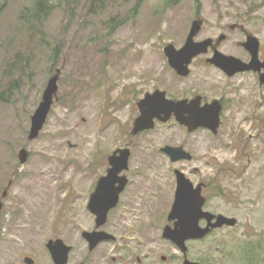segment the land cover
<instances>
[{"label": "rangeland", "instance_id": "obj_1", "mask_svg": "<svg viewBox=\"0 0 264 264\" xmlns=\"http://www.w3.org/2000/svg\"><path fill=\"white\" fill-rule=\"evenodd\" d=\"M36 1L0 0V264H19L23 253L51 264L47 244L56 237L72 246L69 264H183V252L163 236L173 226L177 170L195 186L205 183V210L238 219L189 240L188 258L264 264V68L229 76L207 63L210 49L181 76L165 53L168 44L182 48L200 18L196 41L224 34L220 52L249 63L243 43L252 34L264 61V0H53L46 19L31 23ZM54 75L53 106L30 139ZM157 89L175 100H220L218 132L189 131L173 115L133 135L138 102ZM167 145L193 158L174 162ZM119 148L131 151L123 172L130 183L98 229L89 202ZM94 230L114 239L90 250L83 232Z\"/></svg>", "mask_w": 264, "mask_h": 264}, {"label": "water", "instance_id": "obj_2", "mask_svg": "<svg viewBox=\"0 0 264 264\" xmlns=\"http://www.w3.org/2000/svg\"><path fill=\"white\" fill-rule=\"evenodd\" d=\"M203 23L200 18L192 22L191 30L182 48L178 49L173 44H168L165 48L170 65L179 75L188 76L193 59L201 54L208 53L210 49L213 50L214 55L206 60L207 63L221 67L229 76L249 70L260 72L264 68V61L259 59L260 42L257 37L248 34L247 40L243 43L252 54V61L246 63L234 56H228L220 52L219 44L225 39L224 34L216 41L213 38L196 41V36L201 31ZM58 79V75L50 78L43 99L32 116L30 139L37 138L46 123L58 91ZM260 79L264 83V73H261ZM138 106L141 113L134 121L131 132L133 135L152 129L155 127L156 120L166 122L173 115L181 124L186 125L189 131L204 127L217 133L223 110V104L220 100L216 99L203 104L201 95H196L192 99L175 100L168 98L167 92L160 89L153 93H146L138 102ZM163 151L169 154L174 162L193 158L192 153L187 151L184 146L167 145L163 148ZM130 155L131 151L128 148H119L109 156L110 168L108 174L101 177L96 190L92 194L88 207L96 215L98 229L106 224L110 211L119 204L121 194L126 188L128 180L122 173L129 167ZM27 157V150L22 149L20 152L21 162L24 163ZM176 174L178 188L172 210L168 216V220L174 222V224L173 226H165L163 236L171 240L184 252L185 260L183 264H202L187 257V242L203 239L215 229L224 226H235L238 219L205 210L207 200L203 194L205 183H199L195 186L184 172L177 170ZM2 206L0 201V226ZM202 220H206V225L201 224ZM83 236L88 240L90 250L95 249L106 240L114 239L112 234L104 230L84 231ZM48 247L53 252L56 264H66L68 262L72 246L62 239H57L51 240ZM27 261L32 263L31 260L27 259Z\"/></svg>", "mask_w": 264, "mask_h": 264}, {"label": "flooded vegetation", "instance_id": "obj_3", "mask_svg": "<svg viewBox=\"0 0 264 264\" xmlns=\"http://www.w3.org/2000/svg\"><path fill=\"white\" fill-rule=\"evenodd\" d=\"M108 170L109 169H107V171H105L106 173L105 174H102V175H99L98 174V178L96 177V179H95V182H96V188H97V186H98V182L100 181V179H101V177L102 176H105V175H107L108 174ZM124 172V171H123ZM122 175H125L124 173H122ZM126 176V175H125ZM127 177V176H126ZM127 180H128V182H127V185H126V187L129 185V183H130V179L127 177ZM118 185V184H117ZM126 189V188H125ZM96 190V189H95ZM124 192V191H123ZM202 222H204L205 223V225H206V220H202ZM201 222V223H202ZM173 224H174V222H173ZM213 232V231H212ZM57 239H61V238H59V237H56L55 239H50L49 240V242H48V244L50 243V241L51 240H57ZM63 240V239H62ZM48 244H47V246H48ZM94 250V249H93ZM181 250V249H180ZM182 251V250H181ZM72 252V251H71ZM70 252V253H71ZM183 252V251H182ZM188 253V252H187ZM47 254H48V256H49V258H50V260H49V262L51 263V264H56V261H55V259H54V257H53V252L51 251V249L48 247V251H47ZM163 257H165V259H163ZM183 263H184V260H185V254H184V252H183ZM187 257H188V255H187ZM20 258H21V260L19 261V264L21 263V264H42V262H41V260L39 259V258H37L36 256H33V255H30V254H21L20 255ZM27 259L28 260H31L32 261V263H29L28 261H27ZM161 259L162 260H167V256H165V255H161ZM69 260H70V255H69V259H68V262L66 263V264H69ZM138 262H140L141 263V259L140 258H138ZM82 263H84V264H86V262L85 261H82V262H80L79 264H82ZM137 264H139V263H137Z\"/></svg>", "mask_w": 264, "mask_h": 264}, {"label": "trees", "instance_id": "obj_4", "mask_svg": "<svg viewBox=\"0 0 264 264\" xmlns=\"http://www.w3.org/2000/svg\"><path fill=\"white\" fill-rule=\"evenodd\" d=\"M138 1L142 2L144 0H138ZM52 4H53V0H37L30 12V17H29L30 22L31 23L43 22L52 11L53 9ZM2 10L3 7L0 6V15L2 13Z\"/></svg>", "mask_w": 264, "mask_h": 264}, {"label": "bare ground", "instance_id": "obj_5", "mask_svg": "<svg viewBox=\"0 0 264 264\" xmlns=\"http://www.w3.org/2000/svg\"><path fill=\"white\" fill-rule=\"evenodd\" d=\"M57 131V130H56ZM67 196V195H66ZM73 208V207H72ZM75 208V207H74ZM79 208V207H78Z\"/></svg>", "mask_w": 264, "mask_h": 264}]
</instances>
